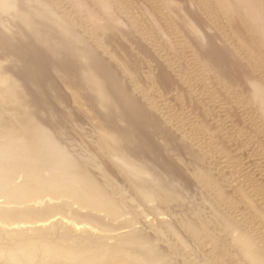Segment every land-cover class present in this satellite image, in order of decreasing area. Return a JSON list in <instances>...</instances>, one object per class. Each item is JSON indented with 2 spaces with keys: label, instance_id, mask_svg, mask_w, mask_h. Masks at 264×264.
I'll list each match as a JSON object with an SVG mask.
<instances>
[{
  "label": "bare ground",
  "instance_id": "obj_1",
  "mask_svg": "<svg viewBox=\"0 0 264 264\" xmlns=\"http://www.w3.org/2000/svg\"><path fill=\"white\" fill-rule=\"evenodd\" d=\"M29 1H34V6L14 14L20 20L17 25L21 24L25 31L22 36L45 39L48 32L37 18L45 23L52 22L50 16L58 30L70 31V27L64 25L63 17L50 9L47 0H26ZM199 3V7L213 9L212 19L242 13L241 24L246 33H236L235 26H228V31L233 33L231 41L237 46L236 51L243 54L245 66L256 71L244 81L254 88L235 90L230 96L238 102L240 110L253 106L258 121L250 119L254 124L252 129L264 134V0H202ZM14 7L16 0H0L1 13L10 12ZM217 8L218 11L214 10ZM190 14L188 12L181 23L188 26L187 34L191 36L180 35L186 34L181 30L180 22L172 20L167 26L180 40L199 39L200 26ZM150 35L155 37L152 39L157 45L170 46L174 42L160 39L154 31ZM164 35H167L166 31ZM82 41L70 39L66 49L68 61H58V58L55 61L54 72L66 64L70 70L84 68L78 79L85 101L74 87L67 85L75 80L67 77L63 81L71 91L72 107H68L67 98L62 101L56 96L53 102L49 101L43 91L35 93L38 98L31 103L34 94L30 86L48 78L44 84L48 91L50 75L35 72L24 62L22 65L17 61L35 58L41 53L45 59L49 55L46 53L48 45L45 44L47 48L41 53L30 49L18 58L13 52L14 57L5 54L14 48L8 47L9 51L3 52L9 63L15 61L23 69L17 75L0 72V84L4 85L0 89L1 102L14 101L9 86L15 84L12 82L16 76L28 80L29 88L23 86L25 88L20 91L23 101L16 104V112L25 110V117L12 115L14 118L10 121L0 118V200L3 199L1 202L6 205H0V264H241V259L243 264H264V189L260 187L264 184V172L259 180L254 179L251 172L244 178L230 176L238 166L236 163L228 165L231 168L228 171H233L225 183L214 182L218 176L225 175L222 170L218 175L213 171L221 169V162L225 160L222 150L226 144L217 143L215 139L210 147L201 145L195 150L192 146L201 141L198 136L192 137L194 129L190 131L175 123L172 113L166 109L168 105L154 100V93L160 94L163 89L176 91L175 82L170 79L172 84H168L162 78H159L162 83L158 82L152 74L157 69L161 72L160 67L150 62L141 69L137 62L132 63L134 67L127 65L122 55L102 43H99L100 51L108 53L110 59L97 57L96 48L86 41L75 49ZM156 51L159 53L162 49ZM166 51L163 49L161 55L165 56ZM146 54L138 49L140 57L136 55V58L150 59ZM110 60L119 68L111 66ZM204 63L205 60L194 66L196 74ZM167 66L185 84L188 92L193 86L184 69H179L176 61L171 59ZM141 74H145V82L141 81ZM232 79L227 77L225 86ZM53 86L50 83V89ZM57 89L60 88L55 85V93ZM134 91L151 99L142 103ZM126 97V101L118 103ZM177 99L184 101L185 97L177 95ZM198 102L203 106L202 115H209L213 106L206 105L201 99ZM54 103L62 104L66 113L59 122L58 116L52 115V127L49 126L50 132L46 134L38 126L44 123L36 118L34 110L41 106L48 108ZM218 105L221 104L218 102ZM91 106L100 110L88 118L96 136L91 145L87 142L84 147L82 142L83 147L76 155L83 154L85 160H93L95 147L119 174L120 187L100 160L94 165L98 171L95 174L91 165L83 163L82 158L73 154L76 152L69 150L68 146L76 142L74 135L85 133V128L79 125V130L71 135L64 127L74 125L78 117L67 110L77 108L85 113ZM168 126L179 129V135L173 130H160ZM232 126L222 129L228 132H223L227 141L235 131L243 133L238 128L232 130ZM21 134L26 135L25 140L22 139L24 142L13 144L12 140ZM251 143L258 152L264 150V142ZM261 157L254 159L253 164L264 162V155ZM188 172L192 177L186 181L184 176L187 177ZM196 182L203 192L196 187ZM177 208H180L179 213ZM150 216L152 218L147 221ZM144 218L145 225L140 226ZM218 231L222 232L220 236ZM162 236L166 237L164 245L160 243ZM179 257L182 262L177 260Z\"/></svg>",
  "mask_w": 264,
  "mask_h": 264
},
{
  "label": "rangeland",
  "instance_id": "obj_2",
  "mask_svg": "<svg viewBox=\"0 0 264 264\" xmlns=\"http://www.w3.org/2000/svg\"><path fill=\"white\" fill-rule=\"evenodd\" d=\"M47 1L48 3H46L49 5L50 9L63 17L62 19L64 20V25L70 27V31L58 30V26L52 23L54 22V18L50 16L52 22H46L47 24L45 22H42L40 18H37L38 21L46 26H43V29H46L48 32V36H45V39L42 38L41 40L39 39V36L38 40L36 38L37 36H35L34 38H26L22 36V31L24 33L25 31L21 27V24L17 25L18 23H20V20L18 17L14 16V14L15 12L20 13L23 10L34 6V1H29V3L26 2V0H16V7L13 8L14 10L11 9L10 12L6 13H1L0 11V22L2 21V23H0V72L3 74H8V72L13 73L14 75H17V73L20 74L23 66H18L17 64L21 63L23 65L22 62H24L29 66L28 68L34 70L35 72H38L40 74L49 73L48 75H50V82L48 81L49 84L47 83V86H49L48 91L45 89L46 85H44L46 83L45 81H47L48 78H46V80L43 78L42 81L44 80V82H40V80L34 85L30 86V88L32 89V93L34 94V98L33 100H31L32 104L34 99L38 98L36 94L40 91H43L45 92L44 94L46 98L47 96H49V101L53 102L56 96H59L62 101L64 100V98H67L68 107H72L73 102L70 95L71 91L63 82L65 79H67V77L75 80L73 82H67V85L74 87L76 89V93L80 95L81 100L85 101L86 96L80 91V82L78 79L84 68L70 70L69 66H67L66 64V66H62L59 70H57V72H54L56 66L55 61L57 60V58L58 61H68L69 55L68 52H66V49L69 48V41L72 38H74L75 40L77 38L83 39L89 45L96 48L97 52L95 53V55L97 57H100L101 59H108L109 54L100 51L101 49L99 43H102L104 45H107L109 50L112 49V52H116L117 54L122 55L123 60L127 65L131 66L133 65L132 63L135 64V62H137L138 67L141 69L144 68V66L148 65V62H150L151 64L160 67L164 73H162V71L159 72L160 70L158 71L157 69L154 70L152 74V76L156 78L158 82L162 83V79L166 80L165 82L168 84H172L170 79L173 83L175 82L174 85L176 91H172L169 88L163 89L160 94L154 93V100H156V103L164 102L168 105L166 109H169L168 111L172 113L175 123L179 124L182 128H187L190 131L194 129L192 137L194 138L195 136H198L201 141L200 144L192 146L195 150H198V147L201 145H209L210 147L213 144L212 141H214L215 139H217L215 140L217 143L224 142L226 144L222 150V152L224 153L222 159L225 160L221 162V169L213 171L214 175H218L222 170L225 175L218 176L219 178L214 182L225 183V180L227 179V177H229L228 174L233 171H228L231 170L228 165H233L236 163H238V166H236L237 168H235L234 172H232L230 176H235L236 178H244L251 172L254 175V179L258 178L259 180L262 177L261 172H264V162H260L258 164L253 163L254 159H262L261 156L264 155V150L258 152L252 147L253 145L251 143L252 141L264 142V134L252 129V126H254V124H251L250 119H253V121H258L257 113L252 105L242 108L243 110H240L238 102H236V100L234 101L230 96L231 93L235 90L245 91L247 89H253L254 87H251V84L247 85L246 83H244V81L256 73V71H254L251 66H245L243 54H239V52L236 51L237 46L231 41V38H233V33L228 31V26H235L236 28H234V30L236 31V33H246L244 27L242 29L241 23L243 20V16L241 12H234L233 14L218 16L216 17V19H212L210 17V14L212 13L213 9L207 10L205 7H199V2H202V0ZM214 10L218 11L219 9L217 8ZM188 12L191 13L190 15L192 16V19L195 20L196 23L200 26L201 31L198 40L191 37L186 40H180L178 39L179 36L176 33L173 34L170 28H167L170 21H177L180 22L181 30L186 33L180 35H189L187 34L188 26L184 25L183 22L181 23L182 18H184V16ZM2 18L4 20H2ZM14 24L15 26H13ZM174 29L176 30V28ZM55 30L57 32H55ZM151 31H154L157 35H159V38L162 40L165 39L166 41H168V39H172L174 42H172L170 46H162V44L157 45L153 42L154 40L152 38L155 37H153V35H150ZM165 31L167 35H164ZM69 33L74 34L70 36ZM91 38L93 40H91ZM65 39L66 41H64ZM84 41H82L79 45L77 44L75 46V49L80 48L81 45H83ZM45 44L49 47L47 48ZM51 46L52 48H50ZM8 47L10 48V50L14 48V50L17 49V51L11 50V52H6V50L9 51ZM45 47L47 48L46 53L49 54V58L46 57V60L43 59L41 53V51H43ZM30 49L39 51L41 54H37L35 58H25L24 60L21 59L17 61V64H15V61L13 64L9 63V61L6 59V55L9 56L8 53L12 55L13 52V55L18 58L19 54L26 52V50L29 51ZM49 49L51 51H48ZM138 49H141L143 52L145 51L149 55L148 56L146 54V56H148L150 59H138L140 57L138 56ZM156 49H162V51L163 49H166L167 51L165 56L161 55L163 53L162 51H159V53H157ZM52 51L54 54L51 55ZM1 52H6V55H4V53L2 54ZM13 55L12 57H14ZM136 55L138 58H136ZM134 57L136 58V60ZM170 59L174 60V62L176 61V63L178 64V68H183L184 71L188 74L187 80L190 81L191 86H193L190 88V90H188V92L186 91L185 84L180 81L178 76L172 71V68H168L167 65ZM203 60H205V63L196 74L197 69H194V66H196ZM110 61L111 66L116 65L115 69L119 68V66H117V64H115L113 60ZM1 70L4 72H2ZM227 77H232L233 79L227 86H225L226 83L224 81ZM141 78L144 79H141V81L145 82V74H141ZM168 79L170 82L168 81ZM13 83H15V87L14 85L11 86V84L9 87L10 90L12 89L11 92L14 95V101H12V103L14 104H12L11 102L9 104H4L0 100V118L9 121L14 118L12 117V115L16 117H25V110H23V112L21 113L16 112V104L19 102V100L20 102L23 101V97L20 98L22 93L20 92L22 91L21 89L25 87L29 88L27 84L28 80L20 78L19 75L16 76L12 84ZM50 83H53L54 85L51 89ZM106 83H108V81ZM55 85H57V88H60L59 90L57 89L58 91L56 93L54 90ZM0 86V89L4 88L3 84H0ZM187 93H189L190 96H188ZM133 94L135 95L137 100L142 103H145V101L151 99L150 97L143 98L142 96L138 95L136 91H134ZM201 94L204 96H201ZM177 95H183L185 97L184 101H178ZM127 99L128 97L122 98V100H119L118 103H123ZM200 99L206 105H211V107L213 106V110L211 109L209 115H202L203 106H200L201 104L198 102V100L200 101ZM218 102L221 104L220 106L218 105ZM10 105L12 106V108ZM13 108L15 111H13ZM31 110L33 111L34 109L31 108ZM151 110H153V107H151ZM65 111L66 109L63 108L62 104L56 105L54 103L48 108H44L41 106V108L34 110V113L36 115V118L38 117L37 119H39V121L42 120L41 122L44 123L42 124L41 122H39L42 125L38 124V126H40V129L42 131H46L47 134L48 132H50L48 131L50 130L49 126L52 127V115H57L59 122L62 118V115L66 113ZM67 111L76 114V116L78 117L76 120H74V125L70 126L66 124L64 127L65 129L71 131V135H74V132H76V130H79V125H82V127L85 128V133L74 135V139L76 140V142H73V144L68 146L69 150H71L72 153L76 152L73 154L77 158H82L81 160L83 163L87 165L89 164V166L91 165V170L95 174H97L98 171L94 165L97 161L100 160L103 167L107 169L110 176L118 182L117 185L120 187L119 174L116 173L115 169L107 160V158L96 151L95 147H93V160H85L83 154L76 155L77 151L88 144L87 142H89L88 145H91V142H93V140L95 139H93V137L96 136L93 132V125L91 126L88 118L99 113V108H96V106H91L85 113L81 110H78L77 108H71ZM230 124H233V126H235H232V130L238 128L241 129L243 133L238 134L235 131V133L229 137L230 140L227 141V139L223 138V132H225L226 134L228 132L222 131V129L230 126ZM41 126L43 129L41 128ZM44 128H46V130H44ZM166 129L173 130L175 134L179 135V129L175 128V126H168L167 128H161L160 130L163 131ZM21 136H24V138H21ZM25 137V134H21L20 136L18 135L17 139L12 140L13 144H22L25 140ZM22 139L24 140L22 141ZM67 140L70 141L71 138H68ZM82 142L85 143H83V146H81ZM227 158L229 159V161L226 160ZM189 174L191 173L188 172L185 174L187 175V177L184 176V178H186V181L190 180L189 178L192 177ZM192 182L193 181L191 180L190 186L192 185L193 187ZM195 185L201 192H203L198 182H196ZM260 187L264 189V184L262 183ZM2 200H0V205L4 207L6 205L2 204ZM176 211L179 213L180 208H177ZM151 218L152 216H150L149 219H142L140 222V226L142 224L145 225V221H149ZM121 231L124 232L123 230ZM120 232L118 231V233ZM217 233L220 236L222 232L218 231ZM165 238V236H162V238L160 239V243L163 245L165 244ZM110 240L113 242V239ZM175 257L177 258L178 256ZM181 259L182 258L179 257L177 260L182 262ZM239 262H242L241 264L244 263L242 259ZM207 263L209 264V262Z\"/></svg>",
  "mask_w": 264,
  "mask_h": 264
}]
</instances>
